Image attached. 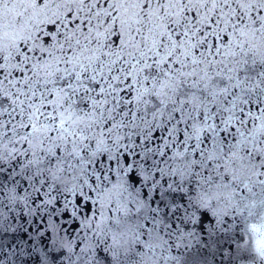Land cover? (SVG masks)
I'll use <instances>...</instances> for the list:
<instances>
[{
  "label": "snow or ice",
  "instance_id": "6c2138e0",
  "mask_svg": "<svg viewBox=\"0 0 264 264\" xmlns=\"http://www.w3.org/2000/svg\"><path fill=\"white\" fill-rule=\"evenodd\" d=\"M0 264H264V0H0Z\"/></svg>",
  "mask_w": 264,
  "mask_h": 264
}]
</instances>
